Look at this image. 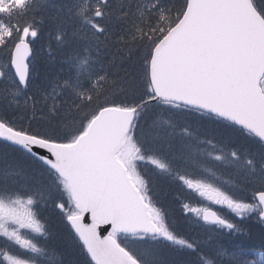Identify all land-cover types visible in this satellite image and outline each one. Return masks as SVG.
<instances>
[{
    "label": "snow or ice",
    "instance_id": "6c2138e0",
    "mask_svg": "<svg viewBox=\"0 0 264 264\" xmlns=\"http://www.w3.org/2000/svg\"><path fill=\"white\" fill-rule=\"evenodd\" d=\"M250 220L264 0H0V264H264Z\"/></svg>",
    "mask_w": 264,
    "mask_h": 264
},
{
    "label": "trees",
    "instance_id": "16d2710c",
    "mask_svg": "<svg viewBox=\"0 0 264 264\" xmlns=\"http://www.w3.org/2000/svg\"><path fill=\"white\" fill-rule=\"evenodd\" d=\"M49 41L47 33L41 39V41L35 45V52L38 58H41L44 61H47L49 56ZM221 212L227 214V210L219 209ZM246 227L249 229L245 237L243 238L244 242L249 245H254L258 250L260 248L261 239L260 234L264 232V226L259 225L255 220H250L246 222Z\"/></svg>",
    "mask_w": 264,
    "mask_h": 264
},
{
    "label": "water",
    "instance_id": "95a60500",
    "mask_svg": "<svg viewBox=\"0 0 264 264\" xmlns=\"http://www.w3.org/2000/svg\"><path fill=\"white\" fill-rule=\"evenodd\" d=\"M101 231H103V229H101ZM106 234V233H105Z\"/></svg>",
    "mask_w": 264,
    "mask_h": 264
}]
</instances>
